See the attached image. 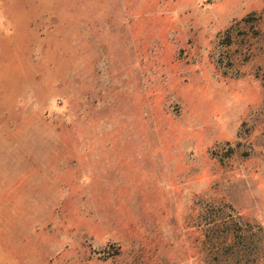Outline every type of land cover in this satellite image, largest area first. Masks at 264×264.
I'll list each match as a JSON object with an SVG mask.
<instances>
[{"label":"rangeland","instance_id":"rangeland-1","mask_svg":"<svg viewBox=\"0 0 264 264\" xmlns=\"http://www.w3.org/2000/svg\"><path fill=\"white\" fill-rule=\"evenodd\" d=\"M0 264H264V0H0Z\"/></svg>","mask_w":264,"mask_h":264}]
</instances>
